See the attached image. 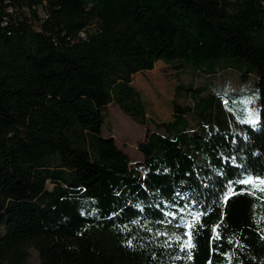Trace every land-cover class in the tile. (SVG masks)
<instances>
[{
	"label": "trees",
	"instance_id": "16d2710c",
	"mask_svg": "<svg viewBox=\"0 0 264 264\" xmlns=\"http://www.w3.org/2000/svg\"><path fill=\"white\" fill-rule=\"evenodd\" d=\"M228 58L255 76L256 124L179 84V127L130 168L103 108L145 124L138 72ZM261 180L264 0H0V264H264Z\"/></svg>",
	"mask_w": 264,
	"mask_h": 264
},
{
	"label": "rangeland",
	"instance_id": "374dc122",
	"mask_svg": "<svg viewBox=\"0 0 264 264\" xmlns=\"http://www.w3.org/2000/svg\"><path fill=\"white\" fill-rule=\"evenodd\" d=\"M154 68L153 72H138L139 86H134L140 98L143 97L141 101L145 109V124L137 123L115 104H109L102 110L103 134L113 136L117 145L128 154L129 166L136 172L141 174L144 172L138 165L143 156L137 150V144L143 141L148 133L153 131L164 133L165 128L162 127V123L166 124L171 132L180 125L182 117L175 115L174 102L186 105L190 103V99L185 96L184 91L176 98V87L179 84L185 87L201 86L207 93L220 96L232 125L235 122H246L253 126L256 124L258 96L254 86L255 76L250 73L245 74L251 68L244 61L233 58L205 61L198 66V71L181 61L172 63L156 61ZM147 80H154V83L148 85ZM186 117L190 119L189 115ZM190 122L193 124L192 120ZM47 187L51 188L50 185ZM167 229L174 236L184 238L181 234L185 230V224L172 225ZM28 252L30 258L27 264H40L38 253L33 248Z\"/></svg>",
	"mask_w": 264,
	"mask_h": 264
},
{
	"label": "snow or ice",
	"instance_id": "6c2138e0",
	"mask_svg": "<svg viewBox=\"0 0 264 264\" xmlns=\"http://www.w3.org/2000/svg\"><path fill=\"white\" fill-rule=\"evenodd\" d=\"M250 180H251V178L246 179V180H241L239 182L242 183V184H247V183L250 182ZM260 183L264 184V180H261ZM225 199H227V197H225ZM185 243L187 244L188 247H192L193 246L189 241H186Z\"/></svg>",
	"mask_w": 264,
	"mask_h": 264
}]
</instances>
